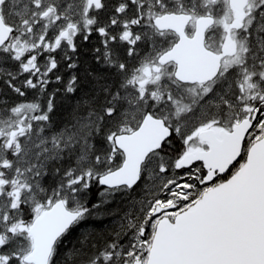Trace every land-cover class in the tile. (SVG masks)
Returning <instances> with one entry per match:
<instances>
[{
	"label": "snow or ice",
	"instance_id": "6c2138e0",
	"mask_svg": "<svg viewBox=\"0 0 264 264\" xmlns=\"http://www.w3.org/2000/svg\"><path fill=\"white\" fill-rule=\"evenodd\" d=\"M0 264H264V0H0Z\"/></svg>",
	"mask_w": 264,
	"mask_h": 264
},
{
	"label": "trees",
	"instance_id": "16d2710c",
	"mask_svg": "<svg viewBox=\"0 0 264 264\" xmlns=\"http://www.w3.org/2000/svg\"><path fill=\"white\" fill-rule=\"evenodd\" d=\"M101 227H103V225H101Z\"/></svg>",
	"mask_w": 264,
	"mask_h": 264
}]
</instances>
